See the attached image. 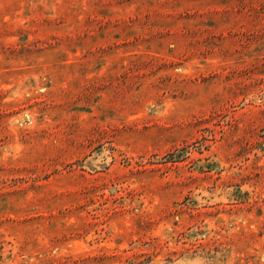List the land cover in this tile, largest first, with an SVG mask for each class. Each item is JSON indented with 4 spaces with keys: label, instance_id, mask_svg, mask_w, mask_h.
<instances>
[{
    "label": "rangeland",
    "instance_id": "374dc122",
    "mask_svg": "<svg viewBox=\"0 0 264 264\" xmlns=\"http://www.w3.org/2000/svg\"><path fill=\"white\" fill-rule=\"evenodd\" d=\"M0 264H264V0H0Z\"/></svg>",
    "mask_w": 264,
    "mask_h": 264
}]
</instances>
